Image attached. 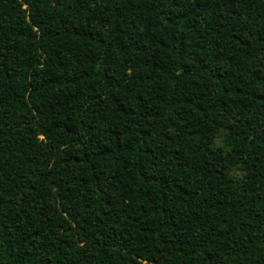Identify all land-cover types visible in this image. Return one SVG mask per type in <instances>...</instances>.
Segmentation results:
<instances>
[{
	"label": "trees",
	"instance_id": "16d2710c",
	"mask_svg": "<svg viewBox=\"0 0 264 264\" xmlns=\"http://www.w3.org/2000/svg\"><path fill=\"white\" fill-rule=\"evenodd\" d=\"M0 264H264V0H0Z\"/></svg>",
	"mask_w": 264,
	"mask_h": 264
}]
</instances>
